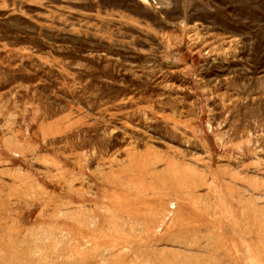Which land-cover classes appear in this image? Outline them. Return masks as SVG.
<instances>
[{"label": "rangeland", "instance_id": "obj_1", "mask_svg": "<svg viewBox=\"0 0 264 264\" xmlns=\"http://www.w3.org/2000/svg\"><path fill=\"white\" fill-rule=\"evenodd\" d=\"M0 264H264V0H0Z\"/></svg>", "mask_w": 264, "mask_h": 264}]
</instances>
